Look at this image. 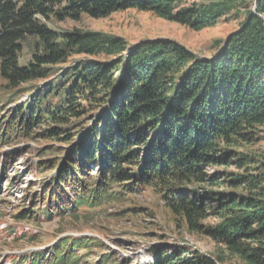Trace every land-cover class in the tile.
Instances as JSON below:
<instances>
[{"label": "trees", "instance_id": "obj_1", "mask_svg": "<svg viewBox=\"0 0 264 264\" xmlns=\"http://www.w3.org/2000/svg\"><path fill=\"white\" fill-rule=\"evenodd\" d=\"M185 1L0 0V77L14 96L1 101L16 103L0 142L43 139L49 153H62L40 192L48 205L20 217L52 220L100 207L114 197V184L121 195L148 188L219 250L210 256L160 243L148 264H264V154L245 149L264 126V0L211 59L162 40L128 46L119 36L48 25L138 9L202 30L234 8V0ZM28 38H36L34 52L22 64ZM87 243L68 238L44 256L13 262L79 264L75 252Z\"/></svg>", "mask_w": 264, "mask_h": 264}, {"label": "rangeland", "instance_id": "obj_2", "mask_svg": "<svg viewBox=\"0 0 264 264\" xmlns=\"http://www.w3.org/2000/svg\"><path fill=\"white\" fill-rule=\"evenodd\" d=\"M214 1L221 0H186L184 4ZM259 1L234 0V8L228 14L218 19L216 25L202 30L138 9L114 12L103 18L84 14L78 20H51L48 25L59 32L77 30L119 36L128 46L144 39L162 40L170 47H183L194 56L211 59L217 57L229 37L241 29L247 12L257 13ZM35 39L28 38L24 42L20 55L22 64H26L34 52ZM85 58L83 55L72 57L73 60ZM97 59L102 58L95 57ZM13 97V93H7L5 82L0 77V130L2 121L16 106L11 101L2 103L1 99ZM18 101L24 103L25 98ZM48 144L43 139H17L11 144L0 142V257H3L0 264H15L14 260H23L35 253L44 256L68 238L88 239L84 249L78 248L75 252L81 256L79 264H115L118 261L148 264L153 261L150 248L160 243L168 247L173 244L197 249L210 256L218 254V247L209 238L189 231L184 219L176 216L162 197L148 188L134 192L126 190L121 195L118 192L122 188L114 184L111 188L114 197L100 207L81 206L52 220L37 215V219H22L21 214L48 205V199L40 192L42 186L52 182L53 169L48 167L56 159L54 156H62L57 151L49 153ZM245 149L264 154V126L259 128L257 140ZM2 169H5V175ZM224 169L209 167L208 171ZM228 170L236 172L237 168L231 165ZM91 172L94 175L97 171L93 168ZM64 191L76 200L68 185L64 186Z\"/></svg>", "mask_w": 264, "mask_h": 264}]
</instances>
